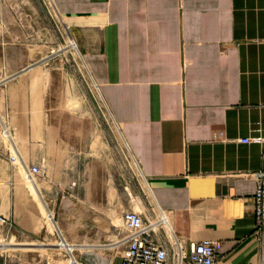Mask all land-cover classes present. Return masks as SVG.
Listing matches in <instances>:
<instances>
[{"label": "crops", "instance_id": "crops-1", "mask_svg": "<svg viewBox=\"0 0 264 264\" xmlns=\"http://www.w3.org/2000/svg\"><path fill=\"white\" fill-rule=\"evenodd\" d=\"M48 1L139 170L162 239L219 242L214 264H264L253 201L264 142L242 143L264 139V0ZM4 25L0 13V117L8 106L13 135L0 137V240L29 245H0V264H66L59 241L81 264H121L130 201L93 177L97 159L75 152L91 176L68 194L26 179L70 152L36 81L43 60L17 66L23 49Z\"/></svg>", "mask_w": 264, "mask_h": 264}, {"label": "rangeland", "instance_id": "rangeland-1", "mask_svg": "<svg viewBox=\"0 0 264 264\" xmlns=\"http://www.w3.org/2000/svg\"><path fill=\"white\" fill-rule=\"evenodd\" d=\"M0 13L5 19L4 31L11 33L15 44L23 49L16 65L43 60L42 70H36L40 78L36 81L46 86V113L51 115L52 123L60 127L61 138L66 141L67 152H70L67 155L52 154L48 165L41 169L42 179L50 184L51 189L68 194L75 181H87L91 176L83 164L76 163L75 152L86 154L87 160L93 157L99 162L93 177L110 181L116 192L123 195L122 202L127 204L130 201L129 211L144 209L156 218L157 213L140 180L139 170L122 144L118 128L110 119L68 30L50 2L0 0ZM7 107L3 108L0 117V137L8 144L13 135L7 123ZM12 244L16 242L6 238L0 240L5 249H22V246L29 245L17 247ZM59 246L60 243H54L57 250ZM39 252L44 253L43 250Z\"/></svg>", "mask_w": 264, "mask_h": 264}, {"label": "built area", "instance_id": "built-area-1", "mask_svg": "<svg viewBox=\"0 0 264 264\" xmlns=\"http://www.w3.org/2000/svg\"><path fill=\"white\" fill-rule=\"evenodd\" d=\"M264 142L260 136L242 141V143ZM15 164L16 157H10ZM42 173L38 166L26 169V179L33 182ZM256 189L253 197L255 231H264V153L262 168L255 175ZM5 223L4 220H0ZM121 225L128 233L122 242L125 245L121 253V264H214L220 249L219 242L202 241L190 243L188 247L176 239L171 233L162 239L160 236L161 224L155 217L142 212L125 211L121 216ZM59 241L58 243H61ZM66 264H81L74 253L58 249Z\"/></svg>", "mask_w": 264, "mask_h": 264}]
</instances>
